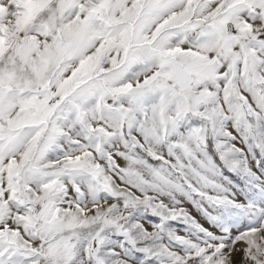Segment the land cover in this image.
I'll list each match as a JSON object with an SVG mask.
<instances>
[{
    "label": "snow or ice",
    "instance_id": "1",
    "mask_svg": "<svg viewBox=\"0 0 264 264\" xmlns=\"http://www.w3.org/2000/svg\"><path fill=\"white\" fill-rule=\"evenodd\" d=\"M0 264H264V0H0Z\"/></svg>",
    "mask_w": 264,
    "mask_h": 264
},
{
    "label": "rangeland",
    "instance_id": "2",
    "mask_svg": "<svg viewBox=\"0 0 264 264\" xmlns=\"http://www.w3.org/2000/svg\"><path fill=\"white\" fill-rule=\"evenodd\" d=\"M185 206L189 208V210L192 212L193 215H196V212L191 205H185ZM197 218H199V217H197Z\"/></svg>",
    "mask_w": 264,
    "mask_h": 264
}]
</instances>
